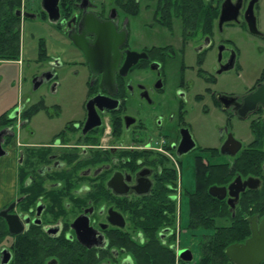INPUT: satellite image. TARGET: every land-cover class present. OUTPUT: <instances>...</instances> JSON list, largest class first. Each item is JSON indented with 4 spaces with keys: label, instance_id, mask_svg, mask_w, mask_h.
<instances>
[{
    "label": "flooded vegetation",
    "instance_id": "1",
    "mask_svg": "<svg viewBox=\"0 0 264 264\" xmlns=\"http://www.w3.org/2000/svg\"><path fill=\"white\" fill-rule=\"evenodd\" d=\"M262 3L60 0L52 21L43 0H0V30L13 23L22 45L26 19L43 20L60 53L39 41L34 60L42 68L32 78L47 93L32 103L0 101V264H148L154 247L168 264H205L208 234L200 261L181 241L210 231L194 227L193 202L237 177L261 180L233 211L229 194L223 200L235 220L246 216L252 236L249 219L264 220V164L261 177L243 178L234 163L258 151L264 106L240 114L264 70L244 92L235 78L248 46L264 54ZM13 54L0 51V62L22 64L23 46L18 59ZM245 121L248 145L236 132ZM211 125L216 146L208 145ZM231 136L242 142L234 156L222 151ZM245 193L256 202L243 215Z\"/></svg>",
    "mask_w": 264,
    "mask_h": 264
},
{
    "label": "rangeland",
    "instance_id": "2",
    "mask_svg": "<svg viewBox=\"0 0 264 264\" xmlns=\"http://www.w3.org/2000/svg\"><path fill=\"white\" fill-rule=\"evenodd\" d=\"M36 4H40L41 0H35ZM263 11L260 13V24L261 27L264 28V3H262ZM27 25L25 26L22 24V31L25 33L26 41H25V49H26V57H24V61L22 64L12 62V63H4L0 62V101H2L3 105L13 104L17 98L20 97L21 101L26 100V98H31V102H35L39 99L40 95H44L47 93L48 88L42 87L39 90H35L34 83H33V74H36L42 65H39L32 59V56L36 55L38 50V44L40 40H47L49 45V52L52 56L60 55L59 48L56 43V38L54 37L53 33L55 32L52 25H48L43 20L40 19H26ZM249 49V50H248ZM247 51L241 58L242 60V71L239 73L240 76L236 77V88L240 91L244 92L245 87L252 86L257 79H259L264 70V54H261L259 51L251 50V47L248 46ZM5 75H10L12 78V84L6 85L4 83ZM226 78V77H225ZM57 96V95H56ZM83 95H80V100L82 99ZM7 100L6 103L4 100ZM51 102L53 100L59 101V97H50ZM6 106V107H7ZM44 112L39 114L40 117L44 116ZM237 136L245 142V145L250 143V130H249V122H241L237 125ZM211 131L213 134L209 137V144L210 146H216L219 134L215 129L214 125L210 126ZM260 139V137H259ZM258 148H263V145L258 143ZM264 158V157H263ZM261 160V159H260ZM264 175V171H263ZM264 177V176H263ZM193 189V185H190ZM264 192V186L262 187ZM260 192L261 194H264ZM262 197V195H259ZM258 200V199H257ZM242 209V208H241ZM183 227L187 226V219L186 216L188 215V207L184 204L183 207ZM250 214V212H248ZM230 216V215H229ZM225 219H219L216 223L217 226L223 225H230V217ZM214 231L210 230L208 233L195 231V232H188L183 233L181 236L182 246L183 247H191L194 253V262L200 261L202 256V244L205 241V235L208 234V241L209 239H213ZM193 262V263H194Z\"/></svg>",
    "mask_w": 264,
    "mask_h": 264
},
{
    "label": "trees",
    "instance_id": "3",
    "mask_svg": "<svg viewBox=\"0 0 264 264\" xmlns=\"http://www.w3.org/2000/svg\"><path fill=\"white\" fill-rule=\"evenodd\" d=\"M11 24L13 25V23L9 22L4 31L0 30V51L4 53L13 52L16 60L21 51L20 34L19 31H17V34L15 35L12 33L13 29ZM43 50L41 44L40 51ZM259 137L258 143L263 145V148H258L256 154H252L249 149L243 151L238 158V161L234 163V166L236 167L234 171L236 173L239 172L243 178L252 174L258 176L262 174V166L264 164V124L261 125L259 130ZM248 148H250V145ZM225 174L226 182H228L230 178L229 168L227 167L225 169ZM255 202L248 193L242 195L240 206L243 215L247 212H250V214L253 213L251 207ZM192 206L194 227H203L214 231L213 239H211V237L209 241H207L206 247H204L205 249L202 256L203 262L205 264H234L226 256L225 250L232 244L244 243L250 238L251 233L249 223L246 218H244L246 216H241L242 221L238 222L237 219L235 220V218H233L232 212H230L227 203L211 196L207 191L201 193L200 198L194 200ZM228 216L230 217V225L216 227V223L219 219H225ZM148 254L151 255L147 258L148 264H168L165 256L157 247L151 248Z\"/></svg>",
    "mask_w": 264,
    "mask_h": 264
},
{
    "label": "water",
    "instance_id": "4",
    "mask_svg": "<svg viewBox=\"0 0 264 264\" xmlns=\"http://www.w3.org/2000/svg\"><path fill=\"white\" fill-rule=\"evenodd\" d=\"M59 1L60 0H43V7L49 12L51 20L56 21L59 18ZM90 62V61H89ZM92 65V63H90ZM260 105L264 106V83L260 84L256 90L244 98L241 116L252 110H256ZM193 148V147H191ZM242 149V142L229 137L223 146L222 151H228L233 156ZM261 180L255 177H249L243 180L241 177L228 187H211L209 192L212 196L224 200L229 194L228 205L233 211L239 201L240 194L247 188L256 189L259 187ZM252 236L244 243L232 244L225 250L228 259L234 264H261L264 261V220L258 225L256 217L250 218ZM187 255L181 256L190 261L192 259L189 251H184Z\"/></svg>",
    "mask_w": 264,
    "mask_h": 264
},
{
    "label": "crops",
    "instance_id": "5",
    "mask_svg": "<svg viewBox=\"0 0 264 264\" xmlns=\"http://www.w3.org/2000/svg\"><path fill=\"white\" fill-rule=\"evenodd\" d=\"M24 25L26 26L27 25V23L26 22H24ZM25 41H26V37L24 36V41H23V43H22V45L21 46H23V52L25 53V51H26V49H25ZM37 54H38V52L36 53V55L34 56H32V58L33 59H36V57H37Z\"/></svg>",
    "mask_w": 264,
    "mask_h": 264
}]
</instances>
